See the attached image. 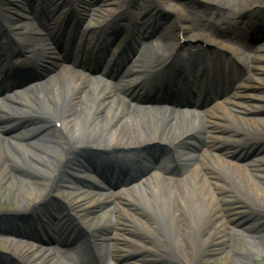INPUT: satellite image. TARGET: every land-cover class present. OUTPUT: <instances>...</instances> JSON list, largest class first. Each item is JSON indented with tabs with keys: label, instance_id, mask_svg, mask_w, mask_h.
Listing matches in <instances>:
<instances>
[{
	"label": "bare ground",
	"instance_id": "bare-ground-1",
	"mask_svg": "<svg viewBox=\"0 0 264 264\" xmlns=\"http://www.w3.org/2000/svg\"><path fill=\"white\" fill-rule=\"evenodd\" d=\"M56 1H51L49 7L52 9L56 7ZM199 1L200 6H194L193 2L197 0L183 2L155 0V5L139 2L131 6V0L127 4L125 0H104L98 5L104 7L102 13L87 22V28L92 30L84 28L80 33L76 47L77 53L79 51L83 56L87 49L86 45H90L96 38L95 27L101 26L99 29L108 28L111 34L115 33L128 40L134 38V41H138L137 57L142 60L153 58L149 63L133 62L130 52L128 58L122 61V69L132 62L128 69L120 74L123 87L126 89L146 87L158 82L163 84L165 80L161 79L163 74L161 75L159 66L162 67L170 58L176 61L173 71L169 72L167 77H171L173 81L174 76L181 74L182 77L180 75L178 78L180 82L175 80L177 83L168 85L165 92L178 90L177 100L170 102L185 106L168 110L133 104L132 109L136 107L135 110L142 117L158 119L152 122L139 120L140 123L127 111L125 102L113 94L110 83H102L93 78L90 84H86V78L70 67V63H67L68 59L60 57L50 48L45 39L48 36L46 29H31L27 24L23 29L29 31L19 32L14 30L15 24L12 19L19 18L23 13L15 6L17 11L14 13H2L1 31L11 33L15 40H9L8 47L0 43V67L3 69H0V75L4 77L8 75V72H4L7 69L4 64L10 63H5V60L11 54L14 53V58L17 59L24 52L22 61L27 60L29 54L26 49L38 55L41 59L40 64L48 63L50 66L54 64V67L44 75L43 81L26 88H15L12 93L6 94L3 99H7V103H4L5 100L2 103L7 105L0 110V118L14 117L23 112L26 114L27 111L28 115L59 122L60 132L54 130L58 133L54 142L61 147V155L56 154L54 157V150L49 148L50 145L46 140L49 137L43 133L44 130H40L38 134L36 133L38 136L32 138L27 137L31 132L29 130L32 129L30 126H25L6 137H3V132L0 131L2 132L0 134V204H3L4 198H10L11 205L10 208L0 206V217L28 215L38 206L53 201L61 189L53 188L52 183L48 181L52 182L55 179L59 170L70 161L72 154L89 151L101 155V158L91 161L88 165L77 167L72 176L66 178L63 183L68 189L75 191L68 194L66 207L69 212L79 215L78 211L97 205L96 199L100 201L99 206L112 205L114 208L118 205L119 198L126 203H141L148 215L144 219L136 218L135 222L142 226L147 242L138 243L130 239L116 243L115 259L111 255L109 258L106 255L102 256L99 252L94 256V262L80 261L83 264H98L97 260L101 264H137L133 260L134 255L141 251L143 253L149 251L152 247L151 241L167 252L165 255V252L154 248L156 255L170 256L169 258L182 264H196L199 255L204 251L205 243L210 238L209 229L205 233L203 229L212 226V223L215 228L223 231V236H219L220 241H225L227 236H231L238 241V244L242 243L241 246L251 235L258 232L260 234V226H257V221L250 217L236 214L225 218L218 214L219 202L228 197L225 193H217L216 187L219 185L232 187L248 201H251L248 190L253 195L264 191V185L260 187L253 180L255 176L253 173L256 171L248 169L243 162L237 163L244 158L236 153L242 151L239 143L244 145L246 139L243 136H250L258 131H247L235 124L238 119L247 123L255 122L257 126L264 127L260 124L264 122V94L260 93L261 88H264V65L257 68L259 63H264V43L260 44L262 47H256L260 55L252 57L244 54L252 47L246 42L245 37L240 36L241 29L255 23L252 17H246L264 9V0ZM158 5H160L159 10L168 7L174 10L175 15L172 20L179 23L176 29L169 30L166 26L158 29L159 25L149 23L151 19L147 13L158 8ZM124 6H126L125 10L116 13L118 7L121 10ZM184 6H187V12H183ZM61 8H64V3L59 5V9ZM31 9H36V6L31 5ZM241 9L242 12H239ZM123 15L127 17L121 18ZM49 20L51 18L46 21ZM133 21L134 30L130 28V23ZM7 24H13L14 28H11L13 30H10ZM261 24H264L262 20ZM41 33L44 35L34 36ZM235 38H239L238 46L244 51L240 55L241 62L237 57L228 56L223 52L224 49L233 46L231 41ZM23 43L29 44L23 47ZM18 45L21 46L20 51H16ZM249 63H252V66H248ZM256 71L263 76L257 77ZM193 73L202 75V80L197 83L196 79L194 81L189 78ZM250 79L254 80L253 84H247ZM254 84L259 86L255 88ZM98 87L103 90L97 91ZM187 97L193 100L186 101ZM189 106L208 108L207 115L198 119L197 126L190 124L198 118V115L194 114L192 112L194 108ZM158 116L161 117L155 118ZM217 118L226 119L233 132H229L231 129L229 126L220 129L218 122L217 132L212 133L213 141L219 146L220 151L227 153L228 146L223 142H229L230 148L237 149L223 156L208 153V157L201 160L204 152L200 144L208 138L207 134L215 125L212 120ZM94 122L104 127V132L90 134L86 132V126H95ZM105 132L109 134L106 138ZM23 138L25 139L22 140ZM154 138H162L169 145H176L189 138L194 140V144L192 148L181 152L175 150L174 155L162 159L159 164L146 172H140L139 165H134L130 159L125 158L124 179L121 186L112 185L114 191L103 189L104 184L96 183L94 177L89 179L85 174V171L100 174L107 171L106 164L109 159L104 155L106 152L138 145ZM230 138H234L235 142ZM262 156L264 158V154ZM23 159L28 168L19 163L23 162ZM54 160L56 163H53ZM120 168L121 165L115 171ZM115 171L113 170L112 173ZM105 177L108 179L109 176ZM110 178V184L116 183L114 181L116 179ZM75 182L80 186L79 188L74 187ZM242 182L246 183L242 184ZM241 186L248 189L245 190L246 193L241 190ZM92 190L107 191L109 194L106 193L105 196H115L116 199L105 196L95 198ZM60 216V211L53 215H45L44 222L47 223L53 218L60 221ZM0 222L3 223L4 219L0 218ZM1 226L3 227L0 228V250L14 253L24 264H36L35 261L44 258L58 260L59 254H63L65 250L77 247L81 249L72 240V233L64 234L60 231L50 238H44L28 230L15 229L17 227L14 224ZM7 234L19 236L27 242L3 236ZM53 243L57 247V254L47 248ZM243 254L247 256L246 253ZM46 263L47 261H41L38 264ZM143 264L153 263L149 260L144 261Z\"/></svg>",
	"mask_w": 264,
	"mask_h": 264
},
{
	"label": "rangeland",
	"instance_id": "rangeland-1",
	"mask_svg": "<svg viewBox=\"0 0 264 264\" xmlns=\"http://www.w3.org/2000/svg\"><path fill=\"white\" fill-rule=\"evenodd\" d=\"M133 1L135 2V5L139 2H144L146 5L153 3V0H133ZM174 2L176 1L174 0ZM193 4L194 6H200L201 2L197 0V2H193ZM131 5L134 6V3H132ZM183 12H187V6H184ZM239 12H242V9ZM148 14L150 15L148 16L151 19L149 23H151V25L153 24L159 25L158 29H160L163 26L168 27L169 30L176 29V25L172 21H169V19L167 21L160 20L158 19V16L157 14H155V12H154L155 18H153L151 17L153 16L152 11H149ZM256 15H263V13L260 12ZM262 29H264V26L260 27V30ZM246 31H247V28L245 27L240 30V34ZM248 34L250 35L252 40H257L259 42L264 38V35L261 36L259 32L255 29H253ZM227 54L231 57H237L238 60L240 61L241 56L238 55L236 52L234 51L227 52ZM246 54H249L252 57L260 55L256 49H253V50L251 49ZM259 64L260 65H258L257 68H261L264 65V63H259ZM248 66H252V63H249ZM255 74L257 75V77L263 76L258 71H256ZM32 75L33 73L29 74L28 77ZM252 81L254 82L253 79H250L247 84H253ZM258 86H259L258 84H254L255 88H257ZM261 91L262 92L260 93L264 94V88H261ZM126 109L128 112L132 114V116L134 115L136 117L135 120L137 122L139 120L140 121L144 120L140 118L139 116H137L132 111H130L127 105H126ZM81 111L84 112L83 109H81ZM25 113L26 114H24V112L22 114H19V117L17 118V120L12 121L10 117L0 120V126H2L0 127V131L2 132L5 131V134H2V136L3 137H6L7 135L11 136V134H15L20 129L24 128L25 126L26 127L30 126L32 128L31 130H29L31 132L27 136L29 138L38 136L36 135V133L38 134L40 130H44L43 133L46 134L50 139V140L49 139H46V140L48 141L50 145L49 148H52V150H54V157L56 154L58 156L61 155L60 154L61 147L57 143L54 142V140L56 139L58 135V133L54 131L56 130L54 128L55 126L54 122L48 119L40 118V117H31L32 115L31 114L28 115L27 111ZM150 121L151 120H149V122ZM212 122L215 125L210 130V133L207 134L208 138L206 139L205 142L200 144L204 152L202 154L201 160L207 158L209 155L208 153L217 154L221 156H223L226 153L225 151L219 150V146H217L212 139V133L217 132L216 128L219 126L218 122H220V126H219L220 129H224L223 127H226V126L230 127V123L226 119H221V118L212 120ZM235 124L243 129H246L247 131H251V132L258 131L257 133L253 135L243 136V138L246 139L244 145L242 143H239L242 151L236 152V153L244 156V158H242L241 160H238L237 163L243 162L244 165H247L248 169L255 170L256 172L253 173V175H255L253 176V180L255 181L256 184L262 187L264 185V180H263L264 178L262 179V177H264V158L262 156V154H264V127L257 126L255 122L247 123V122H242L238 119H236ZM260 124L264 125V122H260ZM103 128L104 127L100 126V124L95 123V126H91V127L86 126V132H89V134L90 133H100L101 131H103ZM230 128L231 129H229V132L231 133L233 132V129L232 127ZM229 132L227 133L224 132V133L229 134ZM108 135L109 134H107L106 132L104 133L105 138ZM224 137H226V135ZM25 138H23L22 140H24ZM230 139L235 142L234 138H230ZM235 139L237 138L235 137ZM148 140L149 141L142 142L138 145H134L132 149H136V151L134 150L130 153L134 158L141 159V157L143 156L141 153V150L145 149L148 144H152V143L156 144L151 149V151H153L154 158L148 157L150 161L147 162L146 165L144 164L143 166H141L142 167L141 170H146L150 164H155V163L159 164V162L162 159L167 158L171 155H174L173 153L175 150H178L179 152H181L185 149L192 148L194 144V140L189 139V138L184 139L183 141L177 143L176 145H169L168 143L164 142L162 138H157V139L154 138V139H148ZM3 142H5L7 146H9L8 143H6V141H3ZM223 143L226 146H228L226 154L236 151L237 148L235 147L230 148L229 142L228 143L223 142ZM102 145H106V144H102ZM115 154L118 155L119 153L117 151H113L111 153V156ZM92 157L93 156L89 152H84V151H80L75 154H72L69 163L66 165V168H64L62 171L59 172V175L57 176L56 181H55V185H53L55 188L60 187L61 190L58 195L59 198L57 199V203L56 201H54L55 203L51 202L50 205L48 206L50 207L53 205L54 209L51 210V212H53L54 210H58L61 204H64L68 201L69 193L75 192V191H72L71 189H68L65 185H63V183L65 182V179L69 177L67 175V172L69 173L71 171L70 174L72 175L73 171H75L77 167H80V162H82V165L83 164L86 165L87 164L86 161H89ZM22 161L23 162H19V163H21L24 167L28 168V166L25 164L24 159ZM55 161L56 160H54L53 163H56ZM244 178H245V181H247L246 177ZM245 183L246 182L244 183L242 182V184H245ZM216 188L218 189L217 193H225L226 196L228 197V199L221 200L219 202V209H218L219 215H222L225 218L231 217L236 214L243 216V217H247V218L250 217L253 220L257 221V226H260L261 232L260 234L258 232L254 235H251V237L247 240V242L245 243L243 242L244 245L241 246L242 243L238 244L237 243L238 241L231 236H227L225 238V241L223 240L220 241L219 236L220 237L223 236V231L218 228H215V225L212 223L213 227L209 226L208 228L203 229V233L207 232L209 229L210 238L205 243L204 251H202V253L199 255V258L196 264H264V191H262L261 194L257 193L253 195V193L250 190H248L245 186H241L242 191L246 193L245 190L247 189L249 194L251 195L250 197L251 201H248L244 195H242L241 193H239L238 190L232 187H226L225 185H219ZM97 196L98 195H95V198H98ZM97 200L98 199H96L95 201L97 205H93L89 208H86L85 210L83 209V211H78L80 212L79 213L80 220L83 221L84 223L83 225L85 226V228L81 227L80 228L81 230L78 231V235H77L78 241L77 242L80 244L83 251L86 252L85 257L88 260L93 259L95 255L97 256L99 254V252H101L102 256L106 255V257L109 258L111 255V257L115 259L114 246L116 245V243H121V242L123 243L126 240H130V239L132 240L134 239V241L138 243L147 242L146 233L141 228L142 226H139L137 222H135L136 218L144 219L148 215L146 209L141 205V203H126V202H123V199L119 198L118 205L115 206V208L112 205L106 208L103 205L99 206L98 203L100 201H97ZM24 202L25 204H27L26 201ZM0 206L4 208H10L11 206L10 198H4V202L3 204H0ZM83 206L85 207V204ZM77 210H80V209L77 208ZM61 211L63 212V208H61ZM46 213L47 212L40 210L38 214L42 216ZM63 215H65V212ZM11 221H14V220H11ZM2 224L3 223H0V228L3 227L1 226ZM11 224H14V223H8L6 225L8 226ZM14 225L17 227V228L13 227L15 229L20 230L22 228L21 222L16 223ZM60 227H63V226H60ZM87 228H90V230ZM47 233H51V232L47 231ZM151 246L152 247L149 248V251L145 253L141 251L140 253L134 255L135 257L133 258V260H135L137 264H143L144 261H149V260L153 264L154 263L155 264H182V263L175 261L173 258L172 259L169 258L170 256L163 257L162 255H158V254L157 256L155 254L154 248L159 249L161 252H165L166 250L164 248L158 247V245L153 243L152 241H151ZM15 250H18V249H15ZM243 253H246L247 256L244 255ZM164 254L167 255V252H165ZM149 255L150 257H148ZM47 260L48 258H44L42 260L35 261V263L38 264L41 261L46 262ZM48 263L52 264L50 260L48 261ZM96 263L101 264L99 260H97ZM0 264H3V263H0Z\"/></svg>",
	"mask_w": 264,
	"mask_h": 264
}]
</instances>
